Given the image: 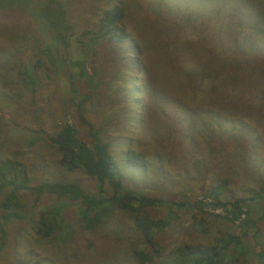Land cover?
I'll use <instances>...</instances> for the list:
<instances>
[{"label": "rangeland", "instance_id": "rangeland-1", "mask_svg": "<svg viewBox=\"0 0 264 264\" xmlns=\"http://www.w3.org/2000/svg\"><path fill=\"white\" fill-rule=\"evenodd\" d=\"M45 1L0 5V30L8 32L0 35V58L10 52L0 67V157L25 166L29 187L47 180L74 181L94 192L92 177L59 165V153L47 134L67 121L88 142L85 121L103 126L123 187L174 201L146 209L148 217H166L170 205L174 219L151 231L149 245L127 212L118 210L112 220L83 230L77 202L49 194L35 201L34 192L24 189L22 213H28L6 224L0 264H138L131 255L134 249L156 250L149 264H161L180 244H210L221 234L242 233L237 222L223 217V208L212 205L209 190H216L222 201L259 198L250 199V216L263 213L258 189L264 185V95L260 87H249L244 71L249 67L264 75V0H54L64 8V24L75 34L93 26L100 8L122 2L128 30L140 46L146 28L156 23L149 2L165 6V12L179 11L184 17L179 28L162 24L169 49L185 53L179 63L200 71L226 64L233 72L242 70L241 81L233 85L223 80L227 74L220 77L223 83L212 77L198 81L203 91L167 73L178 62L165 68L156 41L146 50L148 58L129 42L119 44L115 55L108 47L89 55L75 43L67 47L41 17ZM171 16L169 20L175 18ZM218 32L225 35L220 41ZM236 43H241L242 53L234 52ZM123 55L135 56L140 67L119 65ZM235 58L238 66L232 63ZM22 66L34 70V90L23 82ZM70 77L78 87L76 97L89 94L84 120L71 101ZM126 150L142 155L144 165L128 160ZM198 200L202 210L194 205ZM54 203L61 209L60 231L53 239L41 238L34 232L38 208ZM242 235L244 255L227 264H264L257 256L260 249L264 252V217Z\"/></svg>", "mask_w": 264, "mask_h": 264}, {"label": "trees", "instance_id": "trees-1", "mask_svg": "<svg viewBox=\"0 0 264 264\" xmlns=\"http://www.w3.org/2000/svg\"><path fill=\"white\" fill-rule=\"evenodd\" d=\"M14 0H0V5L12 3ZM153 11L157 14L154 22L155 26L151 24L146 28V40L142 41L141 46L136 38L130 34L128 25L126 24V8L122 2H114L104 8H100L96 21L90 28H84L78 33L71 32L66 24H64V8L54 0H46L40 8L41 17L46 21L49 27L54 31L56 38L63 42L67 47L71 43L78 45L79 51L87 55L93 54L100 48L108 47L112 55L118 51L119 44L129 42L137 53H144L145 57H149L146 50L150 48L156 41L158 45L157 57H160L165 62V68L171 66V62L175 61L177 65L169 68L167 73L174 79L181 77L184 81H188L192 88L199 90L201 83H197L205 78L212 77L218 79L223 83V80L230 82L233 85L235 81H241L242 76L237 72H233L228 65L213 66L206 71H200L198 67L193 70L186 67L183 63L185 53L180 50H170V42L168 37H165L166 31L162 24L165 22L171 28H179L184 20L183 14L179 11L163 10L165 6L154 1L149 2ZM173 15L175 18L169 20ZM168 20V21H167ZM195 21V20H193ZM0 35L5 34L0 30ZM219 41L225 36L223 32L219 33ZM159 39V41H157ZM234 41H237L234 39ZM164 43V44H163ZM258 44V43H256ZM166 48V54H162V48ZM174 48V47H173ZM239 48V49H238ZM145 52H144V50ZM222 49V48H221ZM220 49V50H221ZM236 51L242 53L241 43H236ZM1 53L0 67L8 61L6 54ZM79 53V52H78ZM169 60L165 56H169ZM80 54V53H79ZM119 65H127L131 63V67H140L135 56L123 55L119 56ZM249 61V60H248ZM233 65L240 64L239 58H235ZM14 64V63H13ZM9 64V66H13ZM35 67V64L33 65ZM22 80L30 87V90L35 89L37 83L34 70H29L26 66L20 69ZM148 67L143 62V72L147 75ZM247 73V74H246ZM227 74L221 80V76ZM249 82V87H260L264 95V75L260 76L255 70L248 67L244 71ZM256 75L254 79L252 76ZM258 79V80H256ZM177 81V80H176ZM74 79L70 77V86L73 92L72 102L74 103L77 113L81 119L84 120V101L89 94L85 96L76 97L78 94V87L74 83ZM215 89V88H214ZM181 86L179 85V91ZM184 90V89H183ZM203 91V90H199ZM264 102V96L263 101ZM238 103H233V107L238 108ZM262 106H264L262 104ZM88 126V133L90 141H86L78 136L75 127L67 121L62 124L53 133L47 134L50 143L55 147L59 153L58 163L66 171H82L92 177L95 181L96 190L90 192L83 188L80 184L74 181H58L47 180L38 183L37 185L29 187V181L25 166L18 160L0 157V251L3 249L7 233L6 224L10 221L24 218L26 213H22L23 202L20 199V191L30 188L35 194V201L39 199L42 194L54 195L57 199H67L75 201L79 204L80 209L78 216V224L83 230H90L101 223L112 220L118 210L127 212L131 217L132 225L141 230H144V242L146 244H153V235L151 231L159 230L167 227L174 219L173 210L170 205L166 217L151 218L148 217L146 209L157 204H176L174 201L165 200L159 197L148 196L142 192H135L131 189H125L122 184L119 169L116 160L110 152V142L105 136V129L103 126L96 127L91 122L85 121ZM264 123V119L261 120ZM106 126V125H105ZM126 158L138 165H144L142 155L134 153L130 150L125 151ZM258 191L264 197V185L260 186ZM212 196V205L221 207L226 212L224 218L231 222H237L239 228L245 233L250 228H256L259 221L264 217L263 213L256 217L251 215L250 199L257 200L259 198L235 197L229 201H222L216 190H209ZM134 202H137L134 205ZM201 201L194 202L199 209L202 206ZM203 205V204H202ZM37 220L34 225V232L41 238H55L60 231L61 224V209L56 203L39 207L37 213ZM60 218V219H59ZM242 233L228 232L216 236L210 244H180L171 253L169 258L161 264H227L237 261L244 255L245 247L243 244ZM158 243V242H157ZM155 242V244H157ZM156 250H142L134 249L131 255L138 264L153 263L156 259L154 254ZM257 256L264 258L263 250L257 252Z\"/></svg>", "mask_w": 264, "mask_h": 264}]
</instances>
